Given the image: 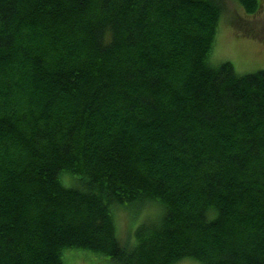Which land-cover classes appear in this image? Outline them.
I'll return each mask as SVG.
<instances>
[{
    "label": "trees",
    "instance_id": "16d2710c",
    "mask_svg": "<svg viewBox=\"0 0 264 264\" xmlns=\"http://www.w3.org/2000/svg\"><path fill=\"white\" fill-rule=\"evenodd\" d=\"M225 11L0 0V264H264V69L210 62Z\"/></svg>",
    "mask_w": 264,
    "mask_h": 264
},
{
    "label": "rangeland",
    "instance_id": "374dc122",
    "mask_svg": "<svg viewBox=\"0 0 264 264\" xmlns=\"http://www.w3.org/2000/svg\"><path fill=\"white\" fill-rule=\"evenodd\" d=\"M225 3L226 11L218 26L210 62L217 65L228 61L239 74L264 69V0L261 1L259 11L253 15L245 13L235 0H225ZM64 181L68 183L74 181V178L67 176ZM143 211L144 209L136 213H132V210L129 213H116L115 227L120 236L125 235L130 224L132 227L137 224ZM61 257L64 264H110L106 257L90 251L65 249ZM177 264L198 263L183 260Z\"/></svg>",
    "mask_w": 264,
    "mask_h": 264
}]
</instances>
